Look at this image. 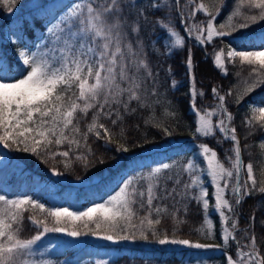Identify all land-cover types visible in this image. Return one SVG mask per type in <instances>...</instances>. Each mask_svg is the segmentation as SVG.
<instances>
[{"label": "snow or ice", "instance_id": "1", "mask_svg": "<svg viewBox=\"0 0 264 264\" xmlns=\"http://www.w3.org/2000/svg\"><path fill=\"white\" fill-rule=\"evenodd\" d=\"M194 2L195 0H188L189 4ZM19 3L20 0H0V8L7 14H12ZM35 7L47 12L46 25L44 22L40 25L42 31L46 33L42 36L41 42L32 46L24 43L23 46L15 47L13 61L0 53V144L5 149L37 156L43 152L52 157L60 155L68 158L69 151L53 153L51 146L67 143L69 150H72L73 144L79 149L81 145L76 139L80 134L77 114L86 116L93 109L95 111L92 122L87 126V132L83 134L85 141L83 146L91 151L87 146V136L88 133L95 132L96 137L100 138L101 133L96 130L97 128L104 130L107 145L111 136L104 124L98 123L100 117L111 119L116 115L117 119L112 120V124L116 125L117 121L122 119L121 108L125 112L129 111L132 101H140L141 106H144L145 101L141 91L145 83L151 84L149 95L157 94L155 86L158 83L157 74L149 67L140 36V32L149 26L152 27L148 34L149 44L156 46L153 52L159 53L163 48L164 55L182 50L185 35L201 46L211 43L216 38H221L222 42V38L232 37L239 42L237 46H230L221 51L213 50L216 67L224 69L225 58L232 61L238 57L241 64L252 67L249 74L250 83L245 88L244 94H250L256 88L264 86V33L246 34L252 25L264 22V0H247V11L244 14L240 11L241 5L237 4L235 10L227 17L229 21H232L233 17H240L235 23L228 25L231 28L230 32L223 30L225 25H221L220 29L214 25V21L223 10L222 5L209 11L205 4L200 3L195 11L188 13L184 12L187 4L182 5L181 0H172L171 5L168 0H147L143 5L133 4L132 0H68L67 3L39 2ZM252 10L259 11L248 14ZM156 11L161 12V16L155 19L149 16L150 12ZM174 11L181 17L185 35L176 30L172 23ZM196 11H203L207 15L206 21L199 22L204 27H200L199 24H188V20ZM12 23L16 24L17 28L11 30L9 39L13 45H17V42L23 43L31 23L27 19ZM156 27L164 33L163 40L152 39L157 35ZM222 51H226V57H222ZM205 55H209L207 51ZM185 67L191 84L190 107L197 118L195 135L212 138L214 125L211 117L218 115L215 128L225 140L233 143L230 151L234 157H226L231 167L226 168L217 158V152L208 144H199L198 152L187 159V163L183 166V172L191 179L190 183H182L179 177L175 179L172 176L163 177L161 173L173 167L163 163L152 167L147 173H140L138 177L128 176L122 179L114 194H110L101 203L87 207L84 211H72L69 207L52 208L48 215L53 218L56 226L49 227L46 222L30 217L29 224L35 227L38 233L31 238H20L22 211L29 204L43 211L45 204L27 196L9 198L6 194H0V264H52L47 259H31L34 255L32 251L34 245L49 233L64 234L74 240L90 235L115 244L139 239L159 245L170 244L198 250L218 247L177 238L175 235L169 236L166 233L158 234L155 225L160 224L161 221L159 218L153 220L150 216L155 212L159 217L167 211V206H161L159 203L154 206L153 202L171 198L174 203H179L177 197L185 201L194 200L202 206L204 224L207 225L206 229L203 226L198 229L202 235L213 236L209 219L210 211H216L224 222L231 220V231L228 227L221 228L222 241L224 244L230 239L236 242L239 264H264V255L260 253L254 232L255 211L259 208L254 206L255 210L249 218L248 227L243 230L244 239L248 243L241 244L233 235L238 230V207L247 197L264 194V187L259 189L256 187L253 163L249 162L246 166L247 179H244L241 172L243 161L240 142L235 127L231 126L233 114L226 107V96H231L233 93L229 89L225 95H220V89L213 86L212 94L218 104L211 112L202 114V110L196 107L195 99L197 95L202 97L204 93L195 88L190 48ZM168 74L171 87H177L179 82L172 78L171 66L168 68ZM224 74L227 75L226 70ZM244 94L236 97L237 105L243 100ZM249 108L252 116L246 115L243 123L254 129V121H258L259 126L264 128V106L253 103ZM131 111L134 112L135 109ZM257 113L259 115H256ZM251 134L249 132V135ZM260 147L264 149V142ZM118 150L128 149L123 144H119ZM196 155L206 161V171L196 161ZM75 159L83 161L85 168L89 167L86 152L75 155ZM64 166L68 168L70 164L65 163ZM51 171L54 175H63L55 168ZM197 172L210 177V180L202 183L201 176L197 175ZM161 180L164 181L163 184ZM233 180L235 183H232ZM169 181L172 182L170 189L167 187ZM209 183L214 186V206L211 210L207 191ZM229 188L233 203L225 198V190ZM196 189L199 190L198 193ZM160 192L163 195H158ZM137 203L140 209H147L145 216L139 219L138 225L132 223L136 214L132 206ZM173 218L175 219V215ZM64 221L72 222L73 225L76 221H84L87 230L81 231L75 226L72 228L61 226ZM260 223L264 228V220ZM89 224H94V228L88 227ZM175 231L176 229L173 230ZM243 248L250 250L244 252L241 250ZM95 264H110V261L101 259L95 261ZM227 264H237V261L231 255H227Z\"/></svg>", "mask_w": 264, "mask_h": 264}, {"label": "trees", "instance_id": "2", "mask_svg": "<svg viewBox=\"0 0 264 264\" xmlns=\"http://www.w3.org/2000/svg\"><path fill=\"white\" fill-rule=\"evenodd\" d=\"M39 2L51 4L53 2L67 3L68 0H20L16 10L12 14H7L0 8V53L7 56L10 61L15 59L14 48L23 46L24 43L29 46L41 42L42 36L46 33L41 29V22L46 25L47 12L44 9H36L35 5ZM147 0H132L133 4H146ZM169 5L172 0H168ZM203 3L213 11L217 6H223V10L214 21L217 29L225 25L224 31L230 32L228 27L230 23H235L240 17H233L229 21L227 17L235 10L237 4L241 5L240 11L244 14L247 11V0H195L194 3H188V0H181V4H187L184 12L195 11L197 5ZM259 10H252L248 14H255ZM149 16L153 19L161 16V12H150ZM174 19L172 23L176 30L182 35L184 25L181 23V17L177 12H173ZM135 18L133 11V19ZM27 19L31 23V28L27 30V36L23 43L17 42L13 45L9 37L11 30L17 28L12 21ZM207 15L203 11H196L195 15L188 20V24H199L200 21H206ZM131 24V21H129ZM204 27L203 24H199ZM152 27L140 32L144 43L147 62L153 73L157 74L158 83H156L157 94L149 95L151 84L142 85L141 95L145 101L141 106L140 101H132L129 105V111L120 109L122 119L117 121L116 125L112 120H116V115L111 119L100 117L98 123L104 124L109 130L111 139L105 144V133L103 129L97 128L101 136L97 138L95 132L88 133L87 146L88 151L83 145L85 141L83 134L87 132V126L92 122L95 109L90 110L86 116L77 114L79 119L80 134L76 139L81 147L76 148L73 144L72 150H69L67 143L61 146H51V152L69 151V157L64 158L60 155L52 157L49 154L41 152L39 156L23 151L5 149L0 144V194H6L9 198L31 197L45 204L42 211L26 205L22 211V231L20 238H31L38 234L35 227L29 224V218L35 217L48 224L49 227L56 226L48 212L54 207H69L72 211H84L87 207L96 203H101L118 190L117 185L122 179L133 176L138 177L140 173H147L152 167L160 166L163 163L173 165L170 170H164L163 177L172 176L173 179L179 177L183 182L190 183V177L183 172V166L187 159L198 152L199 144H208L217 154L218 159L224 163L226 168L231 164L226 159L227 156H233L230 151L233 143L225 140L223 135L214 127V136L212 138H203L195 135L197 127L196 116L190 107V78L186 74L185 67L188 50L191 49L194 65L195 88L202 90L204 95H197L195 104L197 109L205 110L206 106H214L218 101L214 99L212 87L216 86L220 92L225 95L231 89L233 95L226 96V107L233 114L231 126L235 127L236 135L241 140V157L243 167L241 169L244 179H247L246 166L249 162L253 163L254 179L257 189L264 187V149L260 147L264 142V128L259 126L258 121H254V129H250L243 123L246 115L251 117L250 104H259L264 106V86L258 87L250 94H244L245 88L250 83L249 74L252 67L247 64H241L239 58L229 61L224 59L225 68H217L214 63L213 50H226L230 46H237L238 41L232 37L216 38L211 43L201 46L194 40L185 35V44L182 50H176L168 55L162 53L165 49L161 48L159 53H154V44H149V32ZM156 37L152 39H164V33L159 27L155 28ZM264 33V22H258L252 25L246 34ZM135 36V34H133ZM34 50V49H33ZM205 51L209 55H205ZM222 57H226V51H222ZM171 66L172 78L178 81L175 88L171 87V81L168 74V68ZM225 70L227 75L224 74ZM143 75V70H141ZM243 95V100L239 105L235 103L238 95ZM159 101V103H155ZM135 109V111H131ZM256 115H259L257 113ZM167 129V132H165ZM249 132L252 134L249 135ZM168 133H171L169 135ZM219 141V143H218ZM123 144L128 150H118V145ZM246 145L248 147H246ZM82 152L87 153L88 168L84 167L83 161H77L75 155ZM75 153V154H74ZM199 165L206 171V161L199 155L195 157ZM100 161H103L102 163ZM65 163L70 167L65 168ZM55 168L63 175H54L51 169ZM201 176V182H207L210 177L197 172ZM79 177V179H77ZM77 181H83L81 183ZM223 183V181H221ZM234 182V180L232 181ZM164 181L161 180V184ZM251 184V181H249ZM146 187V185H144ZM167 187H172L169 181ZM198 193V189L195 190ZM208 198L210 200V210L213 208L214 186L210 183L207 187ZM158 195H163L162 192ZM226 195V194H225ZM229 195V193H227ZM174 203L173 199L154 201V206L159 203L161 206H167V211L159 217L152 212L150 218L160 219V224L155 225L158 234L175 235L177 238H186L193 242L216 245L210 249L195 250L192 248L175 245H159L158 243L145 242L142 240L123 241L118 244L105 240L84 236L79 240H74L64 234L49 233L45 235L33 247V257L31 259H47L52 264H95L97 260H108L110 264H227V255L237 259V245L233 240L227 244L222 241L221 228L224 227V221L219 217L216 211H210V222L212 224V237L202 235L198 229L204 224V215L202 206L194 200H180ZM232 199V197H231ZM264 194H256L247 197L238 207L239 217L237 220L238 230L234 232L236 240L241 244L248 243L244 239V229L248 227L249 218L255 211L256 223L254 232L257 237V245L261 255H264V228L261 227V220H264ZM186 207V212H185ZM136 213L132 223L138 225L139 219L144 217L147 209H140L139 203L132 206ZM175 215V219L173 218ZM233 219H236L233 217ZM183 221V223H177ZM231 220H229L230 222ZM84 221L72 222L64 221L61 226L72 228L75 226L78 230L86 231ZM88 227L94 228V224ZM176 229L175 232L173 230ZM150 235V241H151ZM249 251V248L241 249Z\"/></svg>", "mask_w": 264, "mask_h": 264}, {"label": "rangeland", "instance_id": "3", "mask_svg": "<svg viewBox=\"0 0 264 264\" xmlns=\"http://www.w3.org/2000/svg\"><path fill=\"white\" fill-rule=\"evenodd\" d=\"M219 94L220 95H223L221 92H219ZM217 106V104H215L214 106H206L205 107V110H202V114L204 113V112H211L212 110H213V108H215ZM218 118H219V116L217 115V116H213V117H211V119H212V121H213V125H214V127H215V124H216V121L218 120ZM242 172V171H241ZM77 182H79V183H81V182H83V181H77ZM232 183H235V181L234 182H232ZM221 184L223 185V183L221 182ZM227 193H229V195H227ZM225 198L226 199H229V201H230V203H233V201H232V199H231V188H229V189H226L225 190ZM227 214V213H226ZM224 227H228L229 228V230L231 231V221L229 222V221H227V222H224ZM233 235H234V233H233ZM176 246V245H175ZM176 247H178V248H181V247H183V246H176ZM186 248H188V247H186ZM193 249V248H192ZM195 250H198V249H195ZM243 251V250H242ZM244 252H246V251H244ZM236 261H237V264H239V258H237V259H235Z\"/></svg>", "mask_w": 264, "mask_h": 264}, {"label": "water", "instance_id": "4", "mask_svg": "<svg viewBox=\"0 0 264 264\" xmlns=\"http://www.w3.org/2000/svg\"><path fill=\"white\" fill-rule=\"evenodd\" d=\"M239 142H240V140H239Z\"/></svg>", "mask_w": 264, "mask_h": 264}]
</instances>
